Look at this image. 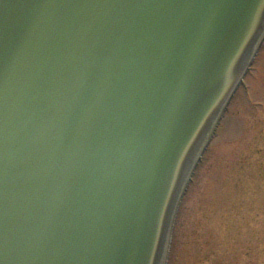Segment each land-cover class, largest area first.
Segmentation results:
<instances>
[{
    "label": "water",
    "instance_id": "obj_1",
    "mask_svg": "<svg viewBox=\"0 0 264 264\" xmlns=\"http://www.w3.org/2000/svg\"><path fill=\"white\" fill-rule=\"evenodd\" d=\"M263 46L264 0H0V264H167Z\"/></svg>",
    "mask_w": 264,
    "mask_h": 264
},
{
    "label": "rangeland",
    "instance_id": "obj_2",
    "mask_svg": "<svg viewBox=\"0 0 264 264\" xmlns=\"http://www.w3.org/2000/svg\"><path fill=\"white\" fill-rule=\"evenodd\" d=\"M167 264H264V46L205 149Z\"/></svg>",
    "mask_w": 264,
    "mask_h": 264
}]
</instances>
